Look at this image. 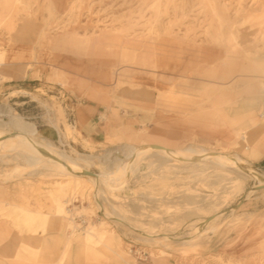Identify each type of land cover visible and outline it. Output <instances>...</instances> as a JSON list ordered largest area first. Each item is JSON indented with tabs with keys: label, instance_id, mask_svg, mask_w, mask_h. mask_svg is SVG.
<instances>
[{
	"label": "rangeland",
	"instance_id": "1",
	"mask_svg": "<svg viewBox=\"0 0 264 264\" xmlns=\"http://www.w3.org/2000/svg\"><path fill=\"white\" fill-rule=\"evenodd\" d=\"M30 31L24 67L40 84L24 90L10 51L25 49L17 36ZM5 104L36 125L34 141L91 177H109L108 149L158 143L231 154L264 177L252 138L264 131V0H0ZM88 104L104 107L101 140L75 124ZM19 134L0 129L1 145L28 144ZM0 155L2 245L63 247L59 264H138L145 253L264 264V185L245 172L149 154L123 187H105L53 162Z\"/></svg>",
	"mask_w": 264,
	"mask_h": 264
},
{
	"label": "bare ground",
	"instance_id": "2",
	"mask_svg": "<svg viewBox=\"0 0 264 264\" xmlns=\"http://www.w3.org/2000/svg\"><path fill=\"white\" fill-rule=\"evenodd\" d=\"M0 116H2V118L0 119V129L4 130V129L13 128L17 130L18 134L20 133L24 136H28V138L30 137L29 143L25 145H21L17 141H15V144L12 145L11 147L3 146L0 143V150L3 149L5 150V152L8 151V153L12 152V154L14 152L18 154V156H21L22 158H24V160H26V157H29L31 158L29 160L32 161L31 162L32 166H34L36 163H40L42 160L47 161V162H53L56 165V167L62 170L70 171L78 175L83 180L98 183L99 186L111 187L112 185H117L118 187H123L125 184V181L130 176H132V173L135 170V166L145 156L149 154L151 155L158 154L163 159H166L168 161L170 160L177 161V162H180L181 165H184V164L186 165L187 162L195 164V165H205L207 162H212V165L219 164L226 170L234 168L236 170L245 172L251 178L258 180V182L261 185H264V177H262L252 167L245 164L243 160H241L240 158H237L234 155L216 154L206 149H204L203 153H190L180 148H174V147L168 146V144L164 145L160 143L155 144V145L160 146L161 149L150 148V145L152 144L136 145V146L130 145V144H125V145L120 144L116 148L108 149L107 150L108 154L106 155V157L110 158L112 155H114L112 159L110 158L111 159L109 162L110 165H109V168L107 169L109 173V177H106V178L102 176H92L91 177L89 174L85 173L84 171L76 167L74 164H72L71 161L67 157H64L63 155L55 153L49 146H46V145H43L41 143L34 141L32 139V136L38 130L36 125L25 121L24 118L18 113H16L11 107L7 106L6 104L0 105ZM262 156L264 155L260 153V155L257 156L256 160L257 159L259 160L260 158H262ZM147 158L148 157H146V159ZM116 169H117V172H115ZM165 197L164 198L162 197L163 200L166 199ZM147 238L149 240H155L157 242L158 241L160 242L163 239V236L162 234L148 235ZM107 246L110 248L109 244ZM163 246L164 247L162 249H158V251H160L161 253H165V250H167L165 248H168L169 245L164 244ZM112 252H113V257H115L116 259L122 257L121 254L115 251L114 249H112Z\"/></svg>",
	"mask_w": 264,
	"mask_h": 264
},
{
	"label": "crops",
	"instance_id": "3",
	"mask_svg": "<svg viewBox=\"0 0 264 264\" xmlns=\"http://www.w3.org/2000/svg\"><path fill=\"white\" fill-rule=\"evenodd\" d=\"M22 37L25 39L23 41L17 40V45L21 46L22 44H28L29 40H32L33 33L27 32L24 36H17ZM26 48H18L16 50H11L10 52L13 55H18V61H16L15 67L17 71H25L24 78H17L14 79V86H19L21 89L24 90H31L32 88L36 87L40 83L37 82V78H35L37 71L35 69H25L26 66L30 61V47L25 46ZM170 76L176 75L175 73H169ZM11 87V86H10ZM8 87V88H10ZM104 107H98L97 105L94 106L93 104H88L83 106L79 111L74 112V121L75 124H80L86 130H89V138L93 140H101L102 135L104 136L103 131V123L97 121V114L100 112L101 109ZM106 124V123H105ZM226 132V131H225ZM224 132L217 134L219 137ZM228 133V132H227ZM234 138V137H232ZM252 138L255 141V148L258 152L264 155V131H260L258 129L252 130ZM255 165L263 166L264 167V156L259 160L253 162ZM263 164V165H262ZM26 242V241H25ZM104 249L109 252L113 256V252L111 247L109 248L107 245L103 246ZM25 249V250H24ZM63 252V247H58L54 245H34L31 242L25 243L23 245L20 244H1V236H0V264H59L61 253ZM40 254L34 255V254ZM138 264H173V262L169 259L164 258H151L146 260H138Z\"/></svg>",
	"mask_w": 264,
	"mask_h": 264
},
{
	"label": "water",
	"instance_id": "4",
	"mask_svg": "<svg viewBox=\"0 0 264 264\" xmlns=\"http://www.w3.org/2000/svg\"><path fill=\"white\" fill-rule=\"evenodd\" d=\"M150 148H152V149H161L160 146L155 145V144L150 145ZM263 187H264V186H263ZM256 189H262V187H257Z\"/></svg>",
	"mask_w": 264,
	"mask_h": 264
},
{
	"label": "built area",
	"instance_id": "5",
	"mask_svg": "<svg viewBox=\"0 0 264 264\" xmlns=\"http://www.w3.org/2000/svg\"><path fill=\"white\" fill-rule=\"evenodd\" d=\"M143 256H145V259L150 257V255H148L147 253L143 254Z\"/></svg>",
	"mask_w": 264,
	"mask_h": 264
}]
</instances>
